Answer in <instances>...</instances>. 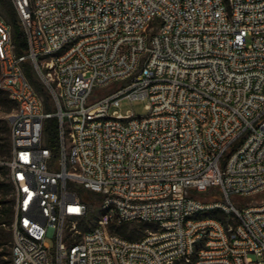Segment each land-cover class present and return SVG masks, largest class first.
<instances>
[{"label": "built area", "instance_id": "built-area-1", "mask_svg": "<svg viewBox=\"0 0 264 264\" xmlns=\"http://www.w3.org/2000/svg\"><path fill=\"white\" fill-rule=\"evenodd\" d=\"M11 1L28 45L0 13L12 264H264V201H233L264 191V0ZM77 187L100 196L87 229ZM135 223L153 227L117 231Z\"/></svg>", "mask_w": 264, "mask_h": 264}, {"label": "trees", "instance_id": "trees-1", "mask_svg": "<svg viewBox=\"0 0 264 264\" xmlns=\"http://www.w3.org/2000/svg\"><path fill=\"white\" fill-rule=\"evenodd\" d=\"M0 13L5 17V19L12 25L13 27V35L12 39L16 47V53L18 55H23L27 51V40L24 34V31L19 22V18L17 15V11L11 0H0ZM25 71L33 85L38 90L39 94L44 100L45 109L47 111H53V96L47 86L38 79L35 74L34 66L27 61L24 63ZM5 92L0 90V96ZM6 94V93H5ZM7 95V94H6ZM8 96V95H7ZM10 99V98H9ZM11 100V99H10ZM0 101L1 97H0ZM12 101V100H11ZM13 102V101H12ZM15 104V102H13ZM16 107V104H15ZM49 124H45L44 130L46 133H51L53 131V141H56L57 131L59 127V123L57 118L53 117L50 119ZM7 132H9V137H7V142L2 143V139L0 138V149L3 151L7 150L9 154H11V142H10V127L7 128ZM49 135V134H48ZM51 136V135H50ZM7 169L6 173L9 174V169ZM4 168L0 166V171ZM14 188V187H13ZM1 190V189H0ZM78 192L85 202L90 205V211L93 205H97L100 201V196L84 189L83 187H77ZM92 214V213H91ZM221 217H225V215H221ZM15 219V209L7 207V202L4 197L0 196V264H12V246H13V232H12V223ZM91 218L89 223H92ZM89 223L81 221L80 227L82 229H87ZM153 226L146 223H135L130 225H122L117 227V231L122 235L138 239L145 234V231Z\"/></svg>", "mask_w": 264, "mask_h": 264}, {"label": "rangeland", "instance_id": "rangeland-1", "mask_svg": "<svg viewBox=\"0 0 264 264\" xmlns=\"http://www.w3.org/2000/svg\"><path fill=\"white\" fill-rule=\"evenodd\" d=\"M34 66V71L38 79L41 81V83L45 84L43 79L39 76L35 69V65L30 62ZM46 85V84H45ZM0 101V138L2 139V143H6L7 137H9V132H7V128L10 127V117L12 113L15 111V104L9 99V97L4 93L1 96ZM149 105V101L147 99H124L121 101V104L119 107L115 108L117 109L120 113L122 114H127V113H135V115L138 116H144L148 113V108L147 106ZM54 108V104H53ZM46 119L45 124H49L50 120ZM59 123V122H58ZM45 133V140L48 146H50L53 150L55 155L57 156L58 154V136H59V127L57 131V138L56 141H53V131L51 133ZM49 134V135H48ZM51 135V136H50ZM8 150V148H7ZM3 151L0 149V162H4L8 160L10 154L8 151ZM4 169L0 171V196L4 197L5 201L7 202V207L15 209V191L13 188L12 183L9 180V174L6 173L7 169L5 168V164H0ZM233 201L237 205H249V204H257L260 202L264 201V191L260 193L253 194L249 197L246 198H241V197H235ZM92 213V214H91ZM99 209L97 208V205H93L92 209L90 211V214L83 218L81 221L89 223L90 219H97L99 216ZM93 222V220H92ZM82 229V228H81ZM50 244L53 246L54 245V240L52 238H48ZM261 260V258H260Z\"/></svg>", "mask_w": 264, "mask_h": 264}]
</instances>
